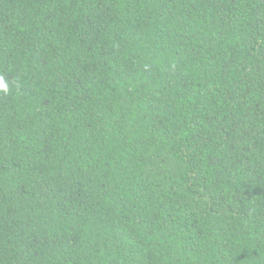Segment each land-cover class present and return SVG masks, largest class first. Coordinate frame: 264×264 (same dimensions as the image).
<instances>
[{
    "label": "trees",
    "instance_id": "16d2710c",
    "mask_svg": "<svg viewBox=\"0 0 264 264\" xmlns=\"http://www.w3.org/2000/svg\"><path fill=\"white\" fill-rule=\"evenodd\" d=\"M0 264H264V0H0Z\"/></svg>",
    "mask_w": 264,
    "mask_h": 264
},
{
    "label": "clouds",
    "instance_id": "9594fccd",
    "mask_svg": "<svg viewBox=\"0 0 264 264\" xmlns=\"http://www.w3.org/2000/svg\"><path fill=\"white\" fill-rule=\"evenodd\" d=\"M3 87H5V85H4L3 81L0 80V88H3Z\"/></svg>",
    "mask_w": 264,
    "mask_h": 264
}]
</instances>
